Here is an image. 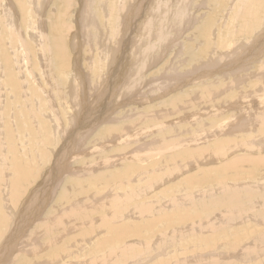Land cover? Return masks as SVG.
<instances>
[{"label":"rangeland","instance_id":"obj_1","mask_svg":"<svg viewBox=\"0 0 264 264\" xmlns=\"http://www.w3.org/2000/svg\"><path fill=\"white\" fill-rule=\"evenodd\" d=\"M10 1H12L14 8H16V10H17L16 15L14 13L13 16H16L15 18H16V20H18L19 23L21 22L20 26H18L19 25V23H18L17 27L18 28L20 27L19 29L24 28L23 31L27 30L29 28L27 26L28 21H31L32 25H34V26L31 25L32 28H34V30H33L34 32H32V33H35V31H36V33L40 35V38L38 37L39 35H37L36 33L35 34L37 36L35 39H37V37H38L39 40L37 39L35 41L29 35H28V38H30L31 40L34 41L33 45L36 42L37 43L40 42V43L37 45L36 44L34 45V52H33V54L30 55V58H29V55L26 56V54H25L26 51L25 50L23 51L24 47L22 45H20V43L19 44L17 43L19 46H22V47H19L20 48L19 52L21 51V53H22V51H23L22 54L23 55L25 54L23 56L21 53L18 52L19 57L20 56L23 57L22 60L20 59V61H18L17 57H16V55H18V53L17 54L13 53V52H17L18 50L15 49L16 45L14 43H11L13 41H16L15 36H16L18 29L16 28L17 31H14V28H11L10 26L5 27L6 22L3 23V21L0 17V24H1L0 30L2 32V33L0 32V36H1V38L3 37L2 38V40L4 39L3 41H5V40L8 41V42H6V41L4 42V44L6 43V45H7L6 47L2 46L0 48L1 49L0 50L1 51V53H0V57H1L0 58L1 59V61H0L1 62V66H0V73H1L0 74V92H1L0 93L1 94L0 95L1 96L0 97L1 98L0 99V118H1L0 119V156L2 158H4V159H2L0 157V164H1L0 165V171H3L4 168L6 167L5 168L6 172L3 173L2 175L0 174V180L2 182L8 180V191H7V189H5L6 186L2 189L5 191H0V248H1L0 253L3 254V255L0 254V257L4 256V258L7 260L6 261L7 264H40L39 261H42L44 259H47L50 262H54L55 259L52 260L49 258V256L51 254L58 252L56 250L58 248H56L54 246L59 244V246L61 247L60 249L64 248V249H66L65 251L70 252V254H68L67 256L66 255H64V256L60 255L58 257V259H63V261H60L61 263L59 262L60 264H91L90 260L93 259V261L96 262L98 260L96 258L100 259L97 261V264H113V263L114 264H159L157 262H159L161 260H162V263H160V264H207V263L211 264L212 260H215V261H213L214 263L216 262L215 264H219V263H221V264H264V243H261V242H264V239L261 240L262 239L261 237L259 238V236H256V234H254V233H257V234L261 233V231H263V233H264V220L261 219V217L264 218V164L261 163V165L259 166V165H257V163L254 162V157H256L258 155H262V156L264 155V149H262L263 148L262 145H264V142L260 143V144L258 143L259 146L255 145L257 148L256 149L257 151L256 150L251 151V150H248V148H247V145L250 144V142L252 144V140H255V137L259 136L256 139L257 141H259L258 139H261L260 136L262 134L264 135V133H262V130L258 128L259 125L258 126L256 125L258 123H256V124L253 123L255 120L254 116L251 119V123H249V121H248V119L250 118V116L252 114H258V112L260 113V111L262 110L260 106H262V104H263V108H264V100L262 101V99L264 98L263 97L264 96V86H263L264 80L261 81L263 84H261V82L259 80L260 77H261V79H264V78H262L264 76V67L259 70V68L264 65V43H263L264 42V27H263L264 26L263 25L264 24V17H263L264 12L262 11V19H261V22L258 24V28H257L258 30L256 29L257 32L255 30L252 34L248 35L247 37H242L241 39L237 40V39H235L236 37H234L235 36L234 34H235V30H239L241 28V24L239 21H237L235 18H233V12L235 9V5H234L235 2H233V0H214L213 2H212V0H191V3H190L191 9L188 10L189 16L192 17L189 21L191 23L188 22V24L185 25V28H183L179 32L178 25L176 26V24L174 22V24L171 28L172 30L170 29V32H169V34L171 33V35H172V36L170 35L171 38L169 40L172 41L173 43L170 41H166V42L161 41L160 38L157 37L158 35L156 37H154L152 39L153 41H150V42L155 43V46H152L150 49H152V51H154L156 55L154 53L153 54L147 53V55L145 57L146 62H144V64L141 62L142 58L136 59L137 62L136 61L134 62L130 57H128V58L123 57V51H125L127 53H131L133 50H135V48L133 46H131L133 39H135V36H134L135 34H133L131 32L132 29H130L128 32L124 31L121 29L122 25L111 23L109 21L110 25L113 28L111 27V31L108 34V36L103 38L102 33H101V35H98V33L93 34V39H92V36L90 38L92 41L91 40H90L91 42L89 41V44L86 45L87 47H86L84 53H82V59H81L82 63L81 64L83 65V68H84V69H82V74H81L82 77L80 74H79V76L73 75V78L74 77L75 78L72 79L71 75L74 74L73 68L69 65H67L66 68H64L63 66H65V65L59 64L60 59L59 60H58V58L55 59V57H54L55 55L53 54V51L49 50L47 39H48V36H50L49 37V39H50L55 35L53 32V29H55V27L53 26V18H56L58 21L66 19L67 21L71 22L73 33L75 35L80 36V38H82V39L84 37L87 38L88 36H90L88 34V32H89L88 30L91 29V27L88 26V24L90 22L87 21L84 23L82 20H80L83 17L81 13H84L85 16L87 15L85 13V10H84V7H85L84 5H86V4H83L84 1L75 0L74 2H76V3L73 5L74 7L70 8L71 9L70 11L68 10L69 13H67L66 11L63 10L64 9L63 4L60 3V0H41V3H40V0H35L34 3L32 2V4L27 2V5L23 1L25 3L26 7L28 6L27 8L25 7L26 12H25V9L22 8L23 5L21 7V10L19 9V5L16 3L17 2L16 0H10ZM51 1H52V4L50 5ZM90 1H91L92 11L86 17L91 16L92 20L97 22V20H96V18H97L96 9H97V7L96 6L100 5L101 0H90ZM143 1L145 3L146 0H143ZM227 1H229V2H227ZM81 2H82V4H81ZM140 2H141V0H134V1L133 0H114V5L118 6V7H115V11H117V10L122 11V12L125 11L124 16H123L124 19L120 18L119 22L121 21L120 23H123L125 20L129 21L130 19H132L133 21H140L139 20L140 17L138 15L135 16V15L131 14L132 10H130V9H133L134 7H136V9L134 8V10H139V8L142 9L143 5L140 4ZM42 3H43V5H42ZM108 3H109V0H106L107 5H109ZM124 3L126 4L125 7L124 6L121 7V5H123ZM151 4H152V2H151ZM151 4H150V6H152ZM178 4H179L178 2L175 3L173 0H169L167 3V6L169 8L167 7V10L168 9H170V10L167 12L173 11ZM55 6H57L59 8V10ZM75 7H77V8H75ZM146 7L147 6L144 4V9L142 10V13H144V15H145L144 19L146 16L147 17L150 16V13L147 12L150 10V8H147L148 9L147 10V9H145ZM80 8H83V9H81V11H80ZM23 9H24V11H23ZM27 9H29V10H27ZM60 9H61V11H60ZM65 9H66V6H65ZM57 10L59 12H57ZM127 10L129 11V13H127L128 12ZM215 10H216V12H215ZM229 10L230 11L232 10V11L230 12ZM101 11L103 12L102 8H101ZM189 11L191 14L189 13ZM32 12L34 15L32 14ZM122 12H121V14H122ZM165 12L166 11H164V13ZM209 12H210V15H209ZM218 12L220 15H218ZM229 12H230V15L228 14ZM26 13L27 14L29 13V16L27 15V17H28V20L26 22L27 24L22 19L23 15H25ZM1 14L2 13L0 12V15ZM51 15H52V17H50ZM1 16H4V14H2ZM93 16L94 17L96 16V18H94ZM196 16H198V17L196 18ZM205 16H206V18H205ZM225 16H227V17L225 18ZM91 17H89V18H91ZM128 17H130V18H128ZM29 18H33L34 21L30 20ZM89 18H87V19L89 20ZM204 18H205V20H204ZM144 19H142V20L144 21ZM200 19H202V20H200ZM206 19H208V21ZM84 20H85V18H84ZM92 20L90 19V21H92ZM165 20H166V18L163 19L161 17V22H160L161 26H159V27L156 26L154 23L153 24L154 27L156 26L158 29L156 28L152 33L155 34V32L157 31V32L161 33L162 35L166 34L167 31H165V30L169 29V27L171 26L170 25L171 20H170V22L166 21L167 23L169 22L168 26H167ZM232 21H233V23H231ZM34 22H35V24H34ZM38 23L40 25L42 23L43 24L40 27ZM207 23L209 25H211L210 26L211 33H210L208 38L204 37L203 31H202L203 26L207 25ZM214 24H216V25H214ZM43 25H44V27H43ZM80 25H81V27H80ZM163 25L166 26V27H164V28H166L165 30H164V28H162ZM38 26H39V28L43 27L42 31H41V29H38ZM90 26H93V24H91ZM77 27L80 30V32L77 31L78 30ZM83 27H85V28L88 27L87 28L88 32L85 31L84 30L85 28H83ZM175 27H177L176 30H175ZM5 28H8V29H5ZM82 28H83V30H82ZM109 28L110 27H108V28L106 27V31ZM198 29H200V31ZM91 30H90V32H92V33L97 31V29H94V28H92ZM93 30H95V31H93ZM195 30H196V32H195ZM197 30H198V32H197ZM214 30H215V32H214ZM10 31H12V33ZM37 31H39V33ZM46 32H48V33H46ZM77 32H78V34H77ZM42 34H44V35H42ZM178 34H180V35H178ZM255 34H256L257 38H254ZM12 35H14V36L12 37ZM23 36L25 37V34H22V37ZM122 36H124V37H122ZM164 37H165V35H164ZM197 37L200 39H198ZM94 38H95V41H94ZM102 38L105 42L103 41L101 43L102 45H100L99 39H102ZM155 38H157V39H155ZM229 38H231V39L229 40ZM72 39H73V37L70 34L68 41H67L68 58L70 56V53L73 56L79 55V48L76 49L75 42ZM96 39H98V40L96 41ZM207 39L209 41L213 42L212 45H213V47H216V49L215 48L209 49V46L206 44ZM120 40H121V42H120ZM224 40H226L227 45L231 46V47H234L235 43H236V46L234 47L236 49L234 50V52L229 53V54H225V55L222 54V51H224L226 48V47L222 46V42ZM232 40H233V42H232ZM116 41L118 42V44L116 43ZM43 42L46 44H44ZM93 42L95 43V46H94ZM110 42L113 45L118 47V52H116V54L114 56H111V58L108 57V55L104 56V54L102 53V49H101L107 43L106 49H105V52H106V50L109 48ZM187 42H188V45H184V44H187ZM229 42H231V43L229 44ZM158 43H159V45H158ZM192 45L194 48L192 47ZM204 45L206 46V50L204 49L205 48ZM46 46H47V48H46ZM69 46L71 48L70 49L71 52H69ZM184 46H185V48H184ZM203 46H204V48H203ZM92 47L94 48V52L92 51L93 50ZM95 47H96V50H95ZM200 47H202L201 52H200ZM21 48H22V50H21ZM44 48H45V50L46 49L47 50L45 51ZM50 48H51V46H50ZM178 48L180 50H178ZM198 48H199V50H197ZM221 48H223V49H221ZM39 49L43 50L44 54L41 53L42 51H40ZM147 51L149 52L148 49H147ZM190 51H192L193 53H191ZM194 51L197 54H195ZM47 52H49V53H47ZM185 52H186V54H184ZM207 52H211V53L208 54ZM201 53L204 54V56ZM215 53H218V54L215 56ZM4 54L5 55L7 54L9 57H11L10 58L11 64L6 62V60L4 58ZM239 55H241V57L243 56L242 58H244V60H245V62H243L244 65L238 69H234V68H232V66L237 62V60L240 59L238 57L237 60H235V58ZM148 56H149V58H148ZM180 57H182V58H180ZM189 57H191V58H189ZM25 58H27V61H25ZM191 59H192V61H191ZM71 60H72V65H74L76 67V63H74L76 58L73 57V59H71ZM157 61H158V63H157ZM236 64H239V62ZM242 64H240V65H242ZM26 65H28V66H26ZM138 65L143 66L142 69H139L141 72L136 71V68L139 67ZM144 66H147V67H144ZM45 67H47V68H45ZM49 67H50V70H48ZM145 68H146V71H144ZM30 69L32 70L31 72L29 71ZM117 69H120L121 74L119 76L117 84L113 85L112 82H110V78L113 77V74H114L115 70H117ZM222 69H224L225 72H223ZM10 70H12V72H9ZM86 70H89L90 72H88ZM202 70H204V72ZM207 70L209 71V74L211 73V75L213 74L214 76L212 75V77H211V76H208L209 74L206 75L205 71L208 72ZM220 70L222 71V73L218 72ZM201 71H202V74H201V76L198 77V75L200 74ZM211 71H213L215 73H213ZM46 72L49 73V75H50V76L48 75L49 77L46 76ZM10 73L15 74L16 84L19 85L20 89H15L14 87H12L13 83L11 82V79H10V77H11ZM32 73L34 76L32 75ZM89 73H91V75H89ZM135 74L140 75V77L138 75H136V76L139 79H141L140 83L139 82L136 83V85L140 84L139 85L140 88L139 89L137 88L138 89L137 91H136V85L132 80V77H134ZM30 75H32V76L30 77ZM109 75H112V76L109 77ZM202 75H204L203 78H201ZM194 76H196L197 78H194ZM239 77L241 79H239ZM50 79H52V80H50ZM70 79L73 83H70V85H69V82H71ZM78 79L81 81V84H79ZM195 79H196V81H197V79L200 81L195 82ZM92 80H93V82H92ZM193 80H194V82H192ZM235 80H236V82H235ZM255 80L258 81V83L254 87L253 81H255ZM61 81H62V85L59 84V82H61ZM74 81H76L78 83V85ZM86 81H90V82H86ZM143 82H144V84H143ZM178 82L179 83L181 82V84H178V86H177ZM194 83H196V84H194ZM233 83H234V85H232ZM130 84H131V86H130ZM183 84H184V86H183ZM82 85H84V86H82ZM70 86H73V87H70ZM87 86H88V89H87ZM223 86H226V88L228 87V89H233L232 92L234 93V95H237L236 98H239L240 99L239 101L243 102V103H239V104L243 105L241 108L244 110H240L239 107H234V106H231V108H230L228 106V104H226V102H224V104L222 105L221 100L224 97V95H226V94L232 95L233 94L232 92L230 93L228 90L226 91L225 89L220 88ZM68 87H70V89ZM178 87H180V88H178ZM252 87H254V88H252ZM56 88H58L57 90L59 92L56 91ZM132 88L134 89V91L132 90ZM216 88H220L218 92L216 91L217 90ZM61 89H63V90H61ZM80 89L82 92L80 91ZM70 90L74 91L75 93H77V92H80V93L73 95L74 92H72ZM252 90L257 91L255 93V95L251 93ZM100 91H102L103 94L108 93L109 95H111L113 97H110L111 99L103 97V94L101 95L99 93ZM49 92H51V93H49ZM83 92H84V94H83ZM57 93H58V96H57ZM71 93H73V94L71 95ZM207 93L211 94V96L208 97ZM247 93L249 94V96ZM64 95L67 96L68 98L65 97ZM78 95H79V97H78ZM12 96H13V98H12ZM60 96H61V98H60ZM83 96L85 97L84 101H83ZM175 96H180L183 99H181V100L178 99V100L172 101L173 97H175ZM260 96H262V97H260ZM76 97H78V99ZM80 97H82V98H80ZM90 98H91V100H90ZM94 99H96V100H94ZM209 99L210 100L212 99L213 102L210 101ZM247 99H249V100H247ZM43 100L46 102L44 103ZM74 100L76 101V103L74 102ZM177 101H179L180 104H177ZM170 102H175L176 106H179L180 108L173 109V108H175V106H172V104H170ZM192 102H193V104H191ZM230 102H228V103H230ZM258 103H259V105H258ZM44 104H46V105H44ZM74 104H75V107H74ZM80 104H82V105H80ZM212 105H215V107H221V110H222L221 114L226 116V118H229V119H227L229 122L230 121L235 122L236 120H238V119H236L238 116V118L240 119L239 121L242 123V126H246L244 131H242V129H240L241 131L238 129V130L230 132V131H228L230 129L229 128L230 126H228V125L225 127V129H224V126L222 127V129L217 127L218 131H217V129L215 130L214 128L211 129V124L215 123L214 121L210 120L211 115L209 116V113L214 112V109H212L213 108ZM225 105L227 107H223ZM56 107L58 108V110L61 113L58 112ZM76 107H78V110H76L77 109ZM207 107L209 110L207 109ZM258 109H259V111H258ZM1 110L4 112V115L3 114L1 115V113H3ZM153 110L156 112H159V113L162 112L161 118H162V120L165 118L166 121L169 123L168 128L167 127H162V128L160 127V128H156V129L154 128V130H151L148 133L142 134L141 137L139 136L138 137L139 139L137 137L136 138L132 137V139H131V137L128 138L127 136L129 134L132 135L133 132L135 133V131H143L144 132V130L147 128L144 125V121H145V119H147L145 122L149 121L148 120L149 119L148 112L149 113L153 112ZM238 110H240V111H238ZM244 111H246V112H244ZM263 111L264 110H262V112ZM57 112H58V114H56ZM196 112L203 113L204 114L203 119L202 118L198 119L200 117L199 114H196L194 118L189 119V117L192 116L191 114L196 113ZM231 112H233V113H231ZM100 113L102 115L108 114L106 119L102 118V120L99 121L100 118L98 115ZM241 113H242V115H241ZM245 113H248V115H246ZM49 115H51V116H49ZM150 115H152V117H155L154 113H152ZM166 115H168L169 117H167ZM57 116H60L61 118H58ZM143 116L144 117L147 116L148 118L147 117L144 118ZM159 116L155 117L154 120L159 119ZM224 116L222 119L224 123H222V124L224 125L226 122L229 124V122L226 121ZM141 117H143L144 119H142ZM95 118H97L96 121H95ZM169 118H170V120H169ZM62 119H64V120H62ZM174 119H176V120L174 121ZM78 121H80V124ZM132 123H134V124L132 125ZM206 123H208V124H206ZM200 124L202 126L201 129H199ZM248 124H250V125H248ZM252 124H255V125H252ZM126 126L128 127V130H124V128H126ZM57 127H59V128H57ZM111 127H113L112 132H110L109 135H107V136H103V131H105V130L108 131L109 128H111ZM129 127H130V129H129ZM202 128L204 129V131ZM260 128H261V126H260ZM147 129H152V128H147ZM162 129H163V134L165 136L162 135ZM164 129H166V132ZM172 129H173V131H172ZM247 129H249V130H247ZM257 129H259V130H257ZM199 130L203 131V133H200ZM212 130L217 131V133H214V132L211 133L210 131H212ZM220 130H223V132L221 131V134L219 133ZM178 131H180V132H178ZM182 131H184V132H182ZM259 131H260V133H259ZM130 132H132V133H130ZM154 132H156V133H154ZM198 132H199V134H198ZM170 133H171V135H170ZM231 133H232V135H231ZM197 134L201 135V136L205 135L206 137L203 136V138L206 141H203L204 139H202V137L199 136L201 138V140H200V138L198 137ZM253 134H254V136H253ZM74 135H75V137L73 139H75V140L72 142V137ZM113 135H114V137H113ZM171 136H172V138H184V136H185L188 138V140L192 139L193 141L189 142V145L191 148H195V147L201 145L202 143H208V145L212 146L213 143L219 142L223 139L227 140L226 137H228V136H230V138L227 141L228 142L230 141V142H229V144L226 143V145H224V147L226 148L225 149L226 157L220 158V159L215 158L214 160L209 161L203 165L199 164L197 162L198 158L192 159L193 163L190 162L191 160L190 161L185 160L184 164H183V159H181V160L178 159L176 162L177 164H176V163H174L173 160H171L172 157L170 158V156H168V157L164 156V155L162 156L161 154H155V155L150 154L144 158L140 157L139 159H136V156H138L137 154L138 153L140 154L142 152V150L145 152V151H147L146 149H149L148 151H150V148L152 149L156 145L159 146V145L163 144L165 142L163 140L172 139ZM231 136H233V137H231ZM237 137H239L240 139L241 138L245 139V142H247V143L249 142L248 144L245 143L246 148L243 145L240 146L241 143L235 144V142H240L242 140V139L241 140L236 139ZM187 138H185V139H187ZM129 139L131 140V142ZM199 140H200V142H199ZM102 141H103V143H102ZM117 141H118V143H117ZM142 141H143V143H142ZM144 141H146V142L144 143ZM147 141H148V143H147ZM150 141H152L154 144L151 143ZM242 141L244 142V140H242ZM253 142L255 143V141H253ZM146 143L148 145H146ZM142 144H144V145H142ZM107 145H108V147H107ZM125 145L129 149L125 148ZM232 145L235 146L234 149L232 148ZM238 145L240 147H238ZM70 146H72V147H70ZM122 146L125 149L122 150V148H123ZM140 146L141 147L143 146L142 149H140ZM260 146H262V148H260ZM110 147H111V149H110ZM137 147H139V149ZM237 148H238V150H236ZM104 149H106V151ZM231 149L233 151H231ZM97 151L100 153H98ZM104 151H105V154H104ZM116 151H118V152H116ZM65 152H68V155H67L68 158L65 155L63 156V158H60L61 155ZM112 152H113V154L114 153L115 154L114 155L111 154ZM156 152L157 151H155L154 153H156ZM77 153L79 155L76 156ZM122 153H124V154H122ZM134 154H136V155H134ZM112 155L114 157H111ZM143 155H144V153L142 152L141 156H143ZM238 155H239V157L242 156V158H244V159L240 158L239 160L242 162L241 163L242 165L244 163V165L242 167H244L245 169L241 167L243 169V171L241 169V170H239V172H238V170H235V169H233V170L230 168L226 169L224 167L226 162H228V161L230 162L234 159H238L239 158ZM247 155H251V158H250V156H247ZM149 156H152V157H149ZM243 156H246L247 158L243 157ZM14 158H17L16 159L17 161H14L15 160ZM106 158H110L113 162H115L113 164H117L116 167H114L113 165L108 167V165H106V161H104V159H106ZM124 158H126V159H124ZM130 158L133 160H131ZM70 159L72 162L70 161ZM98 159H100L99 163H97ZM166 159H169V160H166ZM60 160H62V161H60ZM123 160L125 163L132 162V161H139L140 163L136 164L137 168L141 167L143 165H146V167L149 169L150 167L154 166L156 163H157V165L160 164L156 168L152 169V171L158 172L161 169L164 171L165 177H164V179H162L160 181H156V183L153 186L149 187L150 190H148V193H149V194L147 193L148 196L146 194V197L143 199L136 198V199L130 201V203L128 204L130 208H127V209L131 212V216H128L127 215L128 212L126 213V211L124 212L125 215L122 214L124 216L119 215L122 218L121 220H118V222H116L119 224L117 225L115 223V221H113L111 223V224L115 225V227H114L115 232L114 233L109 232L110 228L102 229L99 226V222H102L103 218H106L107 216H108V218H112V216H111L112 208L110 207L111 204L108 202H111L110 200H113V198H115L116 196L110 195L111 191H110V189H107V188H105L104 191L109 190V193L107 192V193L101 195L99 197V199L96 200L95 205H92V204H91L92 206L89 205L90 206L89 209L90 208H91V210L94 209V212H95L94 219L95 220H94L93 228L90 227L92 229L88 233L80 234L81 228L83 226L82 224H79L82 222L80 220L76 221V224L79 228L70 227L73 223L70 221H66V224L63 225V228L59 227V230L46 228L47 227L46 225L53 226L54 222L58 221V220H56V218H58L57 214L64 213L67 210L72 209L71 208L72 206H75L74 205L75 202H72L73 199L70 198L72 196L69 197L70 199L68 198V199L63 200V202H65V203H63L62 199L59 198L60 197L59 194L63 190L62 189L63 184L68 185V187L72 189L75 187L74 182L76 180H78V178L80 176L83 180H85L84 175H86V173H88L90 175L91 172L92 173L93 172L99 173L100 171H102V172H105V171L114 172V168H116V171H117V170L121 169L122 165L125 166L124 164H122ZM13 161H14L15 165H18V164L24 165L22 163H25L26 165H29L30 167L34 168L33 175H30V178H28L26 180L25 185L21 186L22 187L21 191L23 192L22 196L18 200L17 207L14 205L16 215L9 212L8 206H6V204H4L7 202H9V203L12 202V200H10L9 198L12 195L11 192L13 193L12 189H14V187H13L14 170H13L12 166L15 167V165L12 164ZM58 162H60V164ZM167 162H170V163H167ZM178 162L181 165L180 167H182V168H180L179 172L174 170L177 168V166H179ZM2 163H4L5 166ZM185 163H188V166H185ZM62 164H64V165H62ZM207 165H208V169L205 167ZM102 166H104V168ZM190 166H191V168H190ZM196 166H198V167H196ZM174 167H176V168H174ZM203 167H205V168H203ZM136 169L134 171H136ZM204 169L207 171L206 172V173H208L207 175H204L202 173V171H204ZM55 170H56V172H55ZM248 170H249L250 174L246 173ZM29 171L31 172V170H29ZM134 171H132L130 173V177H132V179H136L137 176H138V178H139V176L142 177L143 172H134ZM244 171H245V173H244ZM233 172H236V173H233ZM253 172H256V173H253ZM200 173L203 175H201ZM4 174H8V176H4ZM191 174H192V176L197 174V175H195V176H198L197 179L200 178V180L195 181L194 186H191V185L186 183L187 181H186L185 177H187L189 175L191 176ZM233 175L238 177V179H237L238 182H232V180L234 181V179L236 178ZM233 177H234V179H233ZM257 177H259L260 179ZM81 178H80V180L83 181ZM201 178H202V180L205 178H208V179L205 181H202ZM222 178H224V179H222ZM252 178H254V180H252ZM248 179L251 182H249ZM146 180H147V178L145 179L143 177L142 181L140 182L142 190L144 188H146V185H145V182L147 183ZM225 181L227 182V184L225 183ZM79 182L80 181L78 180L77 187H79ZM85 182L86 181H83L80 186L85 184ZM218 182H221V185H218V186L216 185L215 188L212 190L205 187V185H207V184H209V186H211V185L218 183ZM113 183L116 185H119V183H117L115 181H113ZM185 183H186V185H185ZM134 184H135V182H134ZM51 186H52V188L47 191L46 187L50 188ZM54 187L56 188V191H55ZM224 188H226V191L224 190ZM146 189H144V190H146ZM51 190H53V191H51ZM206 190L208 193L206 192ZM16 191L20 192L19 190H16ZM233 191H234V193H236L235 195L237 196V201L230 202V208H227L226 205H224V203L227 201H225V202H222V201H224L226 198H228L227 195L229 196L230 193ZM225 193H226V195H225ZM94 194H96V196L98 197V195H97L98 193H93V196L91 195L88 199L83 198V200L80 201V203H82V205H79L77 203L76 204L77 211L82 210L84 202L88 203L87 201H91L93 199V197L96 198V196H94ZM8 196H10V197H8ZM112 196H114V197H112ZM238 197H240V199ZM110 198H112V199H110ZM195 198H196V200H195ZM105 199H106V202L103 201ZM157 199H159V201H157ZM100 200L103 202H101ZM144 200H146V202H147L144 204V206L146 204H150V203L155 204V202H156L155 205L157 206L156 207L157 210L155 209V212L153 213V215H151V214L148 215L149 212H147L144 208H142L143 206L141 205V202ZM148 200H150V201H148ZM220 200H221V202H220ZM32 201H33V203L29 208L30 202H32ZM159 202H160V204H159ZM98 203H99V206H103V208L99 212H96L95 207L97 206ZM135 203L140 206L141 210H143V213H145V217L138 218L139 217L138 214L134 215L133 206L136 205ZM36 204H39L38 208H37L38 205H36ZM64 204H66V205H64ZM106 204L107 205L110 204V205L107 206ZM204 205H205V207H204ZM231 205L234 207H232ZM34 206L36 208L35 210L32 209V207H34ZM85 206H87V205H85ZM104 206H106V208ZM176 206H178L179 209H176L175 208ZM236 206L237 207L240 206L239 209ZM250 206L253 207V209ZM189 207H190V209H189ZM28 208H29V210H28ZM225 208H227L228 210ZM230 209L234 212V213H231V215H230L231 218L229 217V214L231 212ZM235 209H236V211H234ZM26 210H28L29 215L24 214L23 215L24 217H22L23 212H25ZM50 210L55 211L54 216ZM157 212H159V213H157ZM160 212H163V213L166 212L167 213L166 216H168L167 218H169L168 220L173 224H171V225L162 224L160 221L163 222V220H157V221L153 220V221H151V223H146V221H150L151 218L152 219H153V217L155 218L157 216L156 214L159 215ZM253 212L259 214L260 216L262 215V216L256 220L255 219L256 217L254 216ZM62 215L63 214H61V216ZM180 215H186L187 221H183V222L180 221L178 219ZM251 215H253L255 218H253ZM104 216H106V217H104ZM133 216H135L137 218H135V217L133 218ZM247 216H250L252 219L250 218V219L246 220L245 218ZM29 218H31V220H29ZM229 218L232 220V223H229V222H231V220H229ZM247 218H249V217H247ZM126 219H128V222ZM145 219H147V220H145ZM216 219H217V221H216ZM209 221H210V223L213 222V224L212 223H211L212 225L208 224ZM45 222H46V225L44 226ZM140 223H142V224L145 223L146 226H145V224L143 225L144 227L138 233L137 238H135L134 236L128 238V236L126 235L128 239L127 238L124 240H118L117 239L116 241H114L112 243V245L116 244L117 246L116 245L112 246L111 244H105V245H103L104 247H100V248H97L95 250V246H96L95 244H97V242L100 238L102 241H107V242H108V240H106L107 237L112 236L115 239V237L117 236V233H118V226H121V225L124 226V224H126L125 226H127V224H128V227H130V228H127V229L123 228V230H125L126 233H128V230H130V236H131V233L134 230H136L135 228H133L134 226H136L135 224L139 225ZM179 225H181V226H179ZM216 228H217V231L215 232L214 229H216ZM70 229H72V230H70ZM250 229H251V231H249ZM256 230H258V231L256 232ZM251 232H253V233H251ZM249 233H251V234H249ZM247 234H248V236L251 235V238L247 237L246 236ZM58 235H59V239H58ZM244 235L250 240L248 241L247 238L244 237ZM33 236H34V238H33ZM103 236H105V237H103ZM29 238H31V239H29ZM238 238L243 240L242 241L243 244L238 245V247H239L238 253H235V252L232 253L229 248L232 247L233 244H229V242L232 240L234 241L235 239H238ZM258 238H259V241L256 242L258 240ZM244 239H246L247 241L246 240L244 241ZM28 240L30 242L32 241L31 244L29 242H27ZM46 240L48 242H45ZM127 240H129L130 242ZM8 242H10V243L8 244ZM34 242L36 244H34ZM42 242H43V244H42ZM127 242H129V243H127ZM32 243L35 246H33ZM39 243H40V245H39ZM199 243H200V245H199ZM255 244L257 245L256 248H257V251L259 253L258 255H257V253H255V254H254V252L252 253V251L247 252L246 254L244 253V250H246V249H250V250L253 249ZM41 245H42V247H41ZM79 245H80V247H79ZM36 246H38L41 249L37 248ZM108 247H110V248H108ZM35 248L37 249V251ZM211 248L212 249L215 248L214 249L215 251L212 250ZM260 248H263V249H260ZM113 249H115L116 251ZM210 249H211V251H210ZM258 249H260V251ZM53 250H55V251H53ZM207 250H209V251H207ZM28 252H30L31 254ZM121 252H122V254H121ZM110 254L113 255V256L111 255L112 259H109L108 260L109 263L108 262L106 263L105 257H107ZM130 255H132L133 257ZM198 255H199V257H198ZM102 257H104V258H102ZM144 257H146V258H144ZM4 258L2 257V259H0V262H2V263L4 262L3 264L6 263ZM8 259H10V260H8ZM103 259H104V261H103ZM132 259H133V261H131ZM35 262H39V263H35ZM59 263L57 262L54 264H59ZM214 263H212V264H214ZM46 264H53V263L47 262Z\"/></svg>","mask_w":264,"mask_h":264},{"label":"bare ground","instance_id":"obj_2","mask_svg":"<svg viewBox=\"0 0 264 264\" xmlns=\"http://www.w3.org/2000/svg\"><path fill=\"white\" fill-rule=\"evenodd\" d=\"M17 2V4L19 5V9L21 10V7H22V5H23V7L22 8H24L25 9V7H26V5H27V2L28 3H31L32 4V2L34 3L35 2V0H16ZM26 3V5H25V3ZM75 0H60V3H62L63 4V10L64 11H66L67 13H69L68 12V10L70 11L71 9V7H74L73 5L76 3V2H74ZM82 1H84V3L83 4H86V5H84L85 7H84V10H85V13L87 14V15H89V13H91V11H92V9H91V1L90 0H82ZM134 1V0H133ZM168 1L169 0H146L145 1V3H144V1L143 0H141V2H140V4H142L143 6V8L142 9H140L139 8V10H134V8L136 9V7H134L133 9H130V10H132V13L131 14H133V15H138L139 17H140V21H133L132 19H130L129 21H124L123 23H120L119 22V20H120V18H123L124 19V12H122V11H119V10H117V11H115V7H118V6H115L114 5V0H109V5H107L106 4V0H101L100 1V5L99 6H96L97 7V9H96V11H97V13H96V15H97V18H96V16L94 17V18H96V20H97V22H95L94 20H92V17L91 16H89V17H91V18H89V17H86L85 16V14L84 13H81L82 14V18L80 19V20H82L84 23L85 22H90L89 24L91 25V24H93V26H90L89 24H88V26L89 27H91V29L92 28H94V29H97V31H95V30H93V31H95V32H90V30L91 29H89L88 31H87V28H85V27H83V28H85L84 30L85 31H87L88 32V34L90 35V36H88L87 38H80V36H78V35H75L74 33H73V31H72V25H71V22H69V21H67L66 19H63V20H61V21H58L56 18H53V26L55 27V29H53V32H54V36L52 37V38H50L49 39V37L50 36H48V39H47V42H48V48H49V50H51V51H53V54L55 55L54 57H55V59L56 58H58V60H59V64L60 65H65V66H63L64 68H66V66L67 65H69V66H71L72 68H73V71H74V74H72L71 75V78L72 79H74L73 78V75L75 76V75H78L79 76V74L81 75L82 74V69H84L83 68V65L81 64L82 62H81V59H82V53H84V51H85V49H86V45L87 44H89V41L91 40L90 38H91V36H92V39H93V34H96V33H98V35H101V33H102V37L104 38V37H107L108 36V34L110 33V31H111V25H110V22L111 23H115V24H120V25H122L121 26V29L122 30H124V31H129L130 29H132L131 30V32L133 33V34H135L134 36H135V39H133V42H132V44H131V46H133L134 48H135V50H133L131 53H127V52H125V51H123V57H125V58H128V57H130L134 62L136 61V59H139V58H142V63L144 64V62H146V55H147V53H154L155 54V52L154 51H152V49H150L152 46H155V43H151L150 41H153L152 39L154 38V37H156L157 35V37H159L160 38V40L161 41H164V42H166V41H170L169 39L171 38V33L169 34V32H170V29L172 28V26H173V24H174V22H175V24H176V26L178 25V29H179V32L183 29V28H185V25H187L188 24V22L190 21V19L192 18L191 16H189V14H188V10L189 9H191L190 8V3H191V0H173L175 3H179L177 6H176V8L173 10V11H171V12H167V11H169L170 9H168L167 10V3H168ZM214 0H212V2H213ZM6 2V3H5ZM108 2V1H107ZM123 2V1H122ZM151 2H152V4H151ZM211 2V1H210ZM227 2H229V1H227ZM233 2H235V9H234V12H233V18H235L237 21H239L240 22V24H241V28L239 29V30H235V36L234 37H236L235 39H237V40H239V39H241L242 37H247L248 35H250V34H252L257 28H258V24L261 22V19H262V11L264 12V0H233ZM39 3V2H38ZM40 3H41V0H40ZM216 3V2H215ZM223 3V2H222ZM52 4V1H51V3H50V5ZM81 4H82V2H81ZM95 4V3H94ZM111 4V5H110ZM144 4L147 6L145 9H147V8H150V10L149 11H147L148 13H150V16L149 17H145V19H144V13H142V10L144 9ZM150 4L152 5V6H150ZM221 4V3H220ZM42 5H43V3H42ZM125 3L123 4V5H121V7L122 6H124L125 7ZM139 5V4H138ZM170 5V4H169ZM172 5V4H171ZM207 5V4H206ZM54 6V5H53ZM52 6V7H53ZM65 6H66V9H65ZM200 6V5H199ZM28 7V6H27ZM26 7V8H27ZM30 7V6H29ZM43 7V6H42ZM55 7H57V6H55ZM120 7V8H121ZM127 7V6H126ZM173 7V6H172ZM58 8V7H57ZM75 8H77V7H75ZM101 8H102V10H103V12L101 11ZM169 8V7H168ZM171 8V7H170ZM200 8V7H199ZM209 8V7H208ZM217 8V7H216ZM18 9V10H19ZM24 9H23V11H24ZM81 9H83V8H80V11H81ZM117 9V8H116ZM126 9V8H125ZM223 9V8H222ZM27 10H29V9H27ZM32 10V9H31ZM58 10H59V8H58ZM57 10V12H59ZM129 10V9H128ZM127 10V11H128ZM129 10V11H130ZM148 10V9H147ZM16 8H14V5L12 4V1H10V0H0V12L2 13V14H4V16H1L0 15V17H1V19H2V21H3V23H5L6 24V26L5 27H7V26H10L11 28H14V31H17V29H18V31H17V33H16V41H13V42H11V43H14L15 45H16V47H15V49H17L18 51L17 52H13V53H18L19 52V47H24V49H23V51L25 50L26 51V56H28L29 55V58H30V55L31 54H33V52H34V45L36 44H39V43H35L34 45H33V43H34V41L33 40H37L38 39V37L40 38V35L39 34H37L36 33V31H35V33L37 34V35H39L38 37H37V39H35L36 38V34L35 33H32V32H34L33 30H34V28H32V26H34V25H32V22L31 21H28V29L27 30H24L23 31V29H19L18 27H17V25H18V20H16V16H13V14L15 13V15H16ZM33 11V10H32ZM52 11V10H51ZM60 11H61V9H60ZM83 11V10H82ZM129 11L127 12V13H129ZM164 11H166L165 13H164ZM226 11V10H225ZM230 11V10H229ZM232 11V10H231ZM230 11V12H231ZM25 12H26V9H25ZM31 12V11H30ZM121 12H122V14H121ZM145 12V11H144ZM208 12V11H207ZM215 12H216V10H215ZM230 12L228 13L229 15H230ZM22 13V12H21ZM78 13V12H77ZM142 13V14H141ZM189 13H190V11H189ZM223 13V12H222ZM19 14V13H18ZM17 14V15H18ZM32 14H33V12H32ZM84 14V15H83ZM109 14V15H108ZM191 14V13H190ZM27 15L29 16V13L27 14H25V15H23V17H22V19H23V21L26 23L27 22V20H28V17H27ZM34 15V14H33ZM54 15V14H53ZM74 15V14H73ZM72 15V16H73ZM108 15V16H107ZM129 15V14H128ZM147 15V14H146ZM209 15H210V12H209ZM218 15H220L219 14V12H218ZM19 16V15H18ZM17 16V17H18ZM81 16V15H80ZM223 16V15H222ZM31 17V16H30ZM33 17V16H32ZM50 17H52V15L50 16ZM49 17V18H50ZM132 17V16H131ZM161 17L163 18V19H165L166 18V20H165V22L166 21H169L170 22V20H171V23H170V27H169V29H166V28H164V27H166V26H164L163 25V27L162 28H164V30L165 31H167L166 32V34H164L165 35V37H164V35H162L161 33H159V32H155V34L154 33H152L157 27L156 26H161L160 25V22H161ZM198 16H196V18H197ZM209 17V16H208ZM211 17V16H210ZM218 17V16H217ZM220 17V16H219ZM227 16H225V18H226ZM264 17V16H263ZM79 18V17H78ZM84 18H85V20L87 19V18H89V20L87 19L86 21L84 20ZM128 18H130V17H128ZM127 18V19H128ZM205 18H206V16H205ZM205 18H204V20H205ZM30 20H33V18H29ZM73 19V18H72ZM90 19L92 20V21H90ZM142 19H144V21L142 20ZM138 20V19H137ZM200 20H202V19H200ZM207 21H208V19H206ZM34 21V20H33ZM81 21V22H82ZM110 21V22H109ZM234 21V20H233ZM233 21L231 22V23H233ZM259 21V22H258ZM168 22V23H169ZM222 22V21H221ZM225 22V21H224ZM2 23V24H3ZM21 23V22H20ZM20 23H19V25L18 26H20ZM155 23V27H154V24ZM168 23L166 22V24H167V26H168ZM189 23H191V22H189ZM210 23V22H209ZM214 23V22H213ZM253 23V24H252ZM27 24V23H26ZM34 24H35V22H34ZM39 24V23H38ZM43 24V23H42ZM41 24V25H42ZM99 24V25H98ZM223 24V23H222ZM239 24V23H238ZM1 25V24H0ZM22 25V24H21ZM32 25V26H31ZM41 25L39 24V26L41 27ZM135 25V26H134ZM191 25V24H190ZM213 25V24H212ZM214 25H216V24H214ZM218 25V24H217ZM228 25V24H227ZM262 25V24H261ZM264 25V24H263ZM26 26V27H27ZM31 26V27H30ZM39 26H38V29H41V31H42V28L44 27V25H43V27L42 28H39ZM49 26V25H48ZM87 26V25H86ZM210 26L211 25H209L208 23H207V25H204L203 26V29H202V31H203V34H204V37H206V38H208L209 37V35H210V33H211V30H210ZM37 27V26H36ZM80 27H81V25H80ZM106 27L108 28V27H110L107 31H106ZM154 27V28H153ZM238 27V26H237ZM264 27V26H263ZM0 28H1V26H0ZM17 28V29H16ZM83 28H82V30H83ZM113 28V27H112ZM176 28L177 27H175V30H176ZM229 28V27H228ZM5 29H8V28H5ZM16 29V30H15ZM26 29V28H25ZM74 29V28H73ZM76 29V28H75ZM77 29H78V27H77ZM158 29V28H157ZM160 29V28H159ZM230 29V28H229ZM232 29V28H231ZM115 30V29H114ZM172 30V29H171ZM199 31H200V29H198ZM198 30H197V32H198ZM258 30V29H257ZM257 30H256V32H257ZM4 31V30H3ZM7 31V30H6ZM9 31V30H8ZM28 31V32H27ZM40 31V32H41ZM48 31V30H47ZM52 31V30H51ZM77 31H79L80 32V30L78 29ZM92 31V30H91ZM225 31V30H224ZM0 32H1V30H0ZM11 33H12V31H10ZM38 33H39V31H37ZM113 32V31H112ZM195 32H196V30H195ZM214 32H215V30H214ZM223 32V31H222ZM255 32V33H256ZM2 33V32H1ZM8 33V32H7ZM46 33H48V32H46ZM92 33V34H91ZM178 33V32H177ZM202 33V32H201ZM200 33V34H201ZM233 33V32H232ZM5 34V33H4ZM22 34H25V37L23 36L22 37ZM51 34V33H50ZM70 34H71V36L73 37V41L75 42V47H76V49L77 48H79V55L78 56H73V55H71V53H70V56H69V58H68V47H67V41H68V38H69V36H70ZM77 34H78V32H77ZM82 34V33H81ZM137 34V35H136ZM198 34V33H197ZM196 34V35H197ZM220 34V33H219ZM224 34V33H223ZM222 34V35H223ZM259 34V33H258ZM261 34V33H260ZM2 35V34H1ZM9 35V34H8ZM15 35V34H14ZM14 35H12V37L14 36ZM28 35L33 39V40H31L30 38H28ZM42 35H44V34H42ZM49 35V34H48ZM83 35V34H82ZM87 35V34H86ZM171 35V36H170ZM178 35H180V34H178ZM3 36V35H2ZM198 36V35H197ZM220 36V35H219ZM252 36V35H251ZM111 37V36H110ZM122 37H124V36H122ZM230 37V36H229ZM3 38V37H2ZM2 38H1V36H0V48L2 47V46H7L6 45V43L4 44V42L6 41H3L2 40ZM28 38V39H27ZM100 38V37H99ZM103 38L102 39H99V44L100 45H102L101 43L104 41L103 40ZM166 38V39H165ZM178 38V37H177ZM180 38V37H179ZM198 38V37H197ZM254 38H257L256 37V34H255V37ZM7 39V38H6ZM14 39V38H13ZM12 39V40H13ZM43 39V38H42ZM121 39V38H120ZM155 39H157V38H155ZM198 39H200V38H198ZM231 38H229V40H230ZM249 39V38H248ZM31 40V41H30ZM39 40V39H38ZM88 40V41H87ZM98 39H96V41H97ZM107 40V39H106ZM159 40V39H158ZM219 40V39H218ZM247 40V39H246ZM45 41V40H44ZM72 41V42H73ZM92 41V40H91ZM90 41V42H91ZM94 41H95V38H94ZM109 41V40H108ZM178 41V40H177ZM207 42H206V44L209 46V49L210 48H215L216 49V47H213V45H212V43L213 42H211V41H209L208 39L206 40ZM214 41V40H213ZM242 41V40H241ZM6 42H8V41H6ZM71 42V43H72ZM105 42V41H104ZM120 42H121V40H120ZM155 42V41H154ZM163 42V43H164ZM170 42H172V41H170ZM232 42H233V40H232ZM236 42V41H235ZM246 42V41H245ZM249 42V41H248ZM20 43V45H22V46H19L18 44ZM44 43V42H43ZM98 43V42H97ZM116 43L118 44V42L116 41ZM173 43V42H172ZM231 42H229V44H230ZM242 43V42H241ZM244 43V42H243ZM264 43V42H263ZM44 44H46V43H44ZM93 44H94V46H95V43L93 42ZM92 44V45H93ZM107 44V43H106ZM106 44L104 45V47L103 48H101L102 49V53L104 54V56L105 55H108V57H110L111 58V56H114L115 54H116V52H118V47L117 46H115V45H113L111 42H110V45H109V48L106 50V52H105V49H106ZM109 44V43H108ZM240 44V43H239ZM245 44V43H244ZM18 45V46H17ZM97 45V44H96ZM158 45H159V43H158ZM157 45V46H158ZM162 45V44H161ZM160 45V46H161ZM184 45H188V42H187V44H184ZM257 45V44H256ZM13 46V45H12ZM40 46V45H39ZM50 46H51V48H50ZM205 46V45H204ZM204 46H203V48H204ZM222 46L223 47H226L225 48V50L224 51H222V54H229V53H232V52H234V50L236 49V48H234L235 46H236V43H235V46L234 47H231V46H228L227 45V43H226V40H224L223 42H222ZM248 46V45H247ZM101 47V46H100ZM187 47V46H186ZM192 47H193V45H192ZM8 48V47H7ZM13 48V47H12ZM46 48H47V46H46ZM73 48V47H72ZM93 48V47H92ZM184 48H185V46H184ZM194 48V47H193ZM234 48V49H233ZM71 48H70V46H69V52H71V50H70ZM74 49V48H73ZM100 49V48H99ZM147 49L149 50V52L147 51ZM162 49V48H161ZM201 49H202V47H200V52H201ZM205 50H206V46H205V48H204ZM221 49H223V48H221ZM1 50V49H0ZM21 50H22V48H21ZM40 50V49H39ZM44 50H45V48H44ZM47 50V49H46ZM45 50V51H46ZM48 50V51H49ZM95 50H96V47H95ZM160 50V49H159ZM178 50H180L179 48H178ZM185 50V49H184ZM195 50V49H194ZM197 50H199V48L197 49ZM208 50V49H207ZM15 51V50H14ZM23 51H22V53H23ZM40 51H42L41 53H43V50H40ZM39 51V52H40ZM44 51V52H45ZM74 51V50H73ZM93 52H94V48H93V50H92ZM156 51V50H155ZM216 51V50H215ZM8 52V51H7ZM191 53H193L192 51H190ZM195 52V51H194ZM0 53H1V51H0ZM19 53H21V51L19 52ZM19 53H18V55H16V57H17V60L18 61H20V59L22 60L23 59V57H19ZM21 53V54H22ZM47 53H49V52H47ZM46 53V54H47ZM204 53V52H203ZM208 54L209 53H211V52H207ZM220 53V52H219ZM244 53V52H243ZM259 53V52H258ZM24 54V55H25ZM40 54V53H39ZM44 54V53H43ZM184 54H186V52L184 53ZM195 54H197L196 52H195ZM202 54V53H201ZM200 54V55H201ZM206 54V53H205ZM218 53H215V56L217 55ZM23 55V54H22ZM23 55V56H24ZM156 55V54H155ZM203 56H204V54H202ZM253 55V54H252ZM190 56V55H189ZM206 56V55H205ZM73 57H75L76 58V60H75V62L74 63H76V67L74 66V65H72V60L71 59H73ZM162 57V56H161ZM233 57V56H232ZM240 58L239 60H237V58ZM243 57V56H242ZM241 57V55H239V56H237L236 58H235V60H237V62L236 63H238L239 62V64H234L233 66H232V68H234V69H238V68H240V67H242L243 65H244V63L243 62H245V60H244V58H242ZM250 57V56H249ZM1 58V57H0ZM4 58H5V60H6V62L7 63H9V64H11V61H10V58L11 57H9L7 54L5 55L4 54ZM148 58H149V56H148ZM180 58H182V57H180ZM189 58H191V57H189ZM202 60V59H201ZM0 61H1V59H0ZM25 61H27V58H25ZM161 61V60H160ZM191 61H192V59H191ZM23 62V61H22ZM30 62V61H29ZM50 62V61H49ZM137 62V61H136ZM140 62V63H141ZM183 62V61H182ZM53 63V62H52ZM157 63H158V61H157ZM243 63V64H242ZM25 64V63H24ZM204 64V63H203ZM240 64H242V65H240ZM250 64V63H249ZM53 65V64H52ZM142 65V64H141ZM159 65V64H158ZM0 66H1V62H0ZM11 66V65H10ZM26 66H28V65H26ZM47 66V65H46ZM139 66V65H138ZM24 67V66H23ZM142 67L143 66H139L138 68H136V71H140L139 69H142ZM144 67H147V66H144ZM264 67V65L262 66V67H260L259 68V70L261 69V68H263ZM27 68V67H26ZM45 68H47V67H45ZM52 68V67H51ZM54 69V68H53ZM63 69V68H62ZM7 70V69H6ZM48 70H50V67H49V69ZM8 71V70H7ZM30 72L32 71L31 69L29 70ZM84 71V70H83ZM86 71H88V72H90L89 70H86ZM144 71H146V68L144 69ZM203 72H204V70H202ZM202 71L200 72V74L198 75V77L199 76H201V74H202ZM208 71V70H207ZM222 71L223 72H225V70L224 69H222ZM222 71L220 70V71H218L219 73H222ZM9 72H12V70H10ZM49 72V71H48ZM48 72H46V76H48L49 75V73ZM141 72V71H140ZM149 72V71H148ZM211 72H213V71H211ZM260 72V71H259ZM52 73V72H51ZM86 73V72H85ZM113 73V72H112ZM213 73H215V72H213ZM1 74V73H0ZM11 74V73H10ZM120 74H121V71H120V69H117V70H115V72H114V74H113V77H111L110 78V82H112V84L113 85H115V84H117V82H118V79H119V76H120ZM204 74V73H203ZM205 74L207 75V74H209V71L208 72H206L205 71ZM32 75H33V73H32ZM32 75H30V77L32 76ZM55 75V74H54ZM89 75H91V73H89ZM136 75H138V74H135L134 75V77H132V80H133V82L135 83V85H136V83H140V80L141 79H139ZM196 75V76H197ZM205 75V76H206ZM213 75V74H212ZM212 75H211V73L208 75V76H211L212 77ZM216 75V74H215ZM260 75V74H259ZM34 76V75H33ZM50 76V75H49ZM48 76V77H49ZM86 76V75H85ZM110 76H112V75H109V77ZM139 77H140V75H138ZM196 76H194V78H197ZM214 76V75H213ZM81 77H82V75H81ZM92 77V76H91ZM108 77V78H109ZM204 77V75H202V77L201 78H203ZM260 77V76H259ZM78 78V77H77ZM193 78V79H194ZM208 78V77H207ZM214 78V77H213ZM262 78H264V76L262 77ZM10 79H11V82L13 83V86L12 87H14L15 89H20L19 88V85H17L16 84V80H15V74L14 73H12L11 74V77H10ZM34 79V78H33ZM99 79V78H98ZM143 79V78H142ZM146 79V78H145ZM199 79V78H198ZM197 79V81H200V80H198ZM205 79V78H204ZM212 79V78H211ZM239 79H241L240 77H239ZM35 80V79H34ZM37 80V79H36ZM50 80H52V79H50ZM83 80V79H82ZM190 80V79H189ZM203 80V79H202ZM209 80V79H208ZM260 82L261 81H263L264 79H261V77H260ZM70 81H71V79H70ZM145 81V80H144ZM196 81V79H195V82H197ZM19 82V81H18ZM33 82V81H32ZM74 82H76V81H74ZM78 82H79V84H81V81L78 79ZM86 82H90V81H86ZM92 82H93V80H92ZM107 82V81H106ZM192 82H194V80L192 81ZM191 82V83H192ZM209 82V81H208ZM235 82H236V80H235ZM240 82V81H239ZM254 82V87L256 86V84L258 83V81H253ZM264 82V81H263ZM70 83H73L72 81L71 82H69V85H70ZM77 83V82H76ZM84 83V82H83ZM183 83V82H182ZM59 84H61L62 85V81L61 82H59ZM75 84V83H74ZM91 84V83H90ZM93 84V83H92ZM143 84H144V82H143ZM178 84H181V82L179 83H177V86H178ZM185 84V83H184ZM184 84H183V86H184ZM194 84H196V83H194ZM261 84H263L262 82H261ZM77 85H78V83H77ZM88 85V84H87ZM133 85V84H132ZM140 85V84H139ZM139 85L137 84L136 85V91L140 88L139 87ZM176 85V84H175ZM232 85H234V83L232 84ZM81 86V85H80ZM79 86V87H80ZM82 86H84V85H82ZM89 86V85H88ZM88 86H87V89H88ZM130 86H131V84H130ZM182 86V87H183ZM264 86V85H263ZM60 87V86H59ZM70 87H73V86H70ZM70 87H68L69 89H70ZM78 87V88H79ZM144 87V86H143ZM254 87H252V88H254ZM261 87V86H260ZM11 88V87H10ZM81 88V87H80ZM138 88V89H137ZM178 88H180V87H178ZM177 88V89H178ZM220 88H223V89H225L226 91L228 90L230 93L233 91V89H228V87L226 88V86H223V87H220ZM220 88H216L217 90V92L219 91V89ZM58 88H56V91H58L57 90ZM73 89V88H72ZM76 89V88H75ZM83 89V88H82ZM142 89V88H141ZM222 89V90H223ZM236 89V88H235ZM241 89V88H240ZM261 89V88H260ZM42 90V89H41ZM54 90V89H53ZM60 90V89H59ZM61 90H63V89H61ZM84 90V89H83ZM95 90V89H94ZM132 90L134 91V89L132 88ZM170 90V89H169ZM12 91V90H11ZM10 91V92H11ZM70 91H72V90H70ZM80 91H81V89H80ZM59 92V91H58ZM72 92H74V91H72ZM82 92V91H81ZM213 92V91H212ZM245 92V91H244ZM257 91L256 90H252L251 91V93L252 94H254L255 95V93H256ZM1 93V92H0ZM4 93V92H3ZM46 93V92H45ZM49 93H51V92H49ZM70 93V92H69ZM68 93V94H69ZM78 94L80 93V92H77ZM77 93H75L74 92V94L73 93H71V95L73 94V95H75V94H77ZM90 93V92H89ZM88 93V94H89ZM101 95L103 94L102 93V91H100L99 92ZM233 93V92H232ZM47 94V93H46ZM53 94V93H52ZM63 94V93H62ZM83 94H84V92H83ZM82 94V95H83ZM87 94V95H88ZM244 94V93H243ZM242 94V95H243ZM248 94V93H247ZM1 95V94H0ZM14 95V94H13ZM48 95V94H47ZM70 95V94H69ZM207 95H208V97H210L211 96V94H209V93H207ZM246 95V94H245ZM262 95V94H261ZM57 96H58V93H57ZM65 96V95H64ZM63 96V97H64ZM85 96V95H84ZM83 96V101H84V97ZM100 96V95H99ZM199 96V95H198ZM235 96V97H234ZM248 96H249V94H248ZM259 96V95H258ZM1 97V96H0ZM65 97H67V96H65ZM71 97V96H70ZM78 97H79V95H78ZM78 97H76L77 99H78ZM97 97V96H96ZM102 97V96H101ZM103 97H106V98H109V99H111L110 97H113V96H111V95H109L108 93H104L103 94ZM237 97V95H234V93L232 94V95H230V94H226V95H224V97L222 98V105L224 104V102H226V104H228V106L231 108V106H234V107H239V109L240 110H244V109H242L241 107L243 106V105H241V104H239V103H243V102H240L239 100V98H236ZM247 97V96H246ZM256 97V96H255ZM260 97H262V96H260ZM264 97V96H263ZM12 98H13V96H12ZM60 98H61V96H60ZM68 98V97H67ZM75 98V99H76ZM80 98H82V97H80ZM100 98V97H99ZM98 98V99H99ZM257 98V97H256ZM1 99V98H0ZM33 99V98H32ZM66 99V98H65ZM76 99V100H77ZM87 99V98H86ZM85 99V100H86ZM97 99V98H96ZM96 99H94V100H96ZM103 99V98H102ZM178 99H183L182 97H180V96H175V97H173V99H172V101H175V100H178ZM246 99V98H245ZM261 99V98H260ZM259 99V100H260ZM42 100V99H41ZM90 100H91V98H90ZM105 100V99H104ZM113 100V99H112ZM190 100V99H189ZM210 100V99H209ZM247 100H249V99H247ZM253 100V99H252ZM264 100V98L262 99V101ZM44 101V100H43ZM60 101V100H59ZM72 101V100H71ZM99 101V100H98ZM101 101V100H100ZM210 101H212V99L210 100ZM231 101V102H230ZM46 101H44V103H45ZM67 102V101H66ZM74 102L76 103V101L74 100ZM86 102V101H85ZM181 102V101H180ZM189 102V101H188ZM213 102V101H212ZM228 102H230V103H228ZM235 102V103H234ZM39 103V102H38ZM105 103V102H104ZM79 104V103H78ZM170 104H172V106H175V108H173V109H178V108H180L179 106H176V103L175 102H170ZM177 104H180L179 103V101H177ZM191 104H193V102L191 103ZM257 104V103H256ZM3 105V104H2ZM44 105H46V104H44ZM80 105H82V104H80ZM258 105H259V103H258ZM43 106V105H42ZM74 107H75V104H74ZM210 107V106H209ZM212 109H214V112H211V113H209V116L211 115V121H214L215 123H213V124H211V129L212 128H214L215 130L217 129V127H219V128H221L222 129V127L224 126V129H225V127L228 125V126H230L229 128V130L228 131H230V132H232V131H235V130H240V129H242V131H244V129L246 128V126H242V123L239 121L240 119L238 118V116H237V118L236 119H238V120H236L235 122H229L227 119H229V118H226V116H224V115H222L221 114V112H222V110H221V107H215V105H212ZM223 107H227L226 105L225 106H223ZM261 107V109L262 110H264V108H263V104H262V106H260ZM57 108V107H56ZM60 108V107H59ZM77 108V109H76ZM75 109L76 110H78V107H76ZM80 108V107H79ZM250 108V107H249ZM248 108V109H249ZM14 109V108H13ZM170 109V108H169ZM207 109H208V107H207ZM228 109V108H227ZM238 109V108H237ZM5 110V109H4ZM57 110H58V108H57ZM56 110V111H57ZM209 110V109H208ZM240 110H238V111H240ZM262 110L260 111V113L258 112L259 111V109H258V114H252L251 116H250V118L248 119V121H249V123H251V119H252V117L254 116V118H255V120H254V122L253 123H258V124H256L257 126H258V128L259 129H261L262 130V133H264V111L262 112ZM2 111V110H1ZM39 111V110H38ZM62 111V110H61ZM160 111V110H159ZM164 111V110H163ZM3 112V111H2ZM51 112V111H50ZM53 112V111H52ZM58 112L59 113H61L59 110H58ZM58 112L56 113V114H58ZM202 112V111H201ZM244 112H246V111H244ZM255 112V111H254ZM55 113V112H54ZM152 113H154L155 114V117H158L159 115V119H155L154 120V118L155 117H152V115H150V114H152ZM161 113L162 112H156V111H154L153 110V112H148V114H149V121H147V122H145L147 119H145V121H144V125L147 127V128H152V129H145L144 130V132L143 131H135V133L133 132V134L132 135H128L127 137L128 138H130L131 137V139H132V137L134 138H138L139 136L141 137V135L142 134H144V133H148V132H150L151 130H154V128L156 129V128H162V127H167L168 128V126H169V123L166 121V119L164 118L163 120H162V118H161ZM231 113H233V112H231ZM4 115V112L3 113H1V115ZM196 114H199L200 115V117L198 118V119H200V118H202L203 119V113H200V112H196V113H193V114H191L192 116H190L189 117V119H191V118H194L195 117V115ZM240 114V113H239ZM238 114V115H239ZM246 115H248V113H245ZM52 115V114H51ZM51 115H49V116H51ZM104 115V114H103ZM101 113L98 115L99 116V118H100V120L99 121H101L102 120V118H105L106 119V117H107V115L108 114H105L104 116H103ZM147 115V114H146ZM227 115V114H226ZM236 115V114H235ZM241 115H242V113H241ZM61 116V115H60ZM60 116H57L58 118H61ZM167 117H169L168 115H166ZM214 116V117H213ZM223 116L225 117V119H226V121H228L229 122V124L226 122L224 125L222 124V123H224L223 122ZM3 117V116H2ZM144 117V116H143ZM141 117L142 119H144V118H146V117ZM236 117V116H235ZM98 118V117H97ZM97 118H95V121H96V119ZM148 118V117H147ZM232 118V117H231ZM230 118V119H231ZM248 118V117H247ZM1 119V118H0ZM9 119V118H8ZM183 119V118H182ZM196 119V118H195ZM56 120V119H55ZM62 120H64V119H62ZM81 120V119H80ZM169 120H170V118H169ZM176 119H174V121H175ZM186 120V119H185ZM205 120V119H204ZM232 120V119H231ZM85 121V120H84ZM173 121V120H172ZM206 121V120H205ZM204 121V122H205ZM55 122V121H54ZM79 122V124H80V121H78ZM82 122V121H81ZM141 122V121H140ZM167 122V123H166ZM177 122V121H176ZM197 122V121H196ZM182 123V122H181ZM261 123V124H260ZM57 124V123H56ZM85 124V123H84ZM134 123H132V125H133ZM206 124H208V123H206ZM222 124V125H221ZM255 124H252V125H255ZM129 125V124H128ZM175 125V124H174ZM216 125V126H215ZM248 125H250V124H248ZM83 126V125H82ZM81 126V127H82ZM137 126V125H136ZM141 126V125H140ZM143 126V125H142ZM184 126V125H183ZM182 126V127H183ZM213 126V127H212ZM260 126H261V128H260ZM201 124H200V126H199V129H201ZM57 128H59V127H57ZM127 128V129H126ZM126 128H124V130H128V127L126 126ZM143 128V127H142ZM189 128V127H188ZM228 128V127H227ZM112 129H113V127H111V128H109V130L108 131H103V136H107V135H109V133L110 132H112ZM129 129H130V127H129ZM190 129V128H189ZM203 129V128H202ZM213 129V130H214ZM259 129H257V130H259ZM123 130V131H124ZM140 130V129H139ZM142 130V129H141ZM165 130V132H166V129H164ZM207 130V129H206ZM210 131L211 133L212 132H214V133H217V131H218V129H217V131ZM247 130H249V129H247ZM172 131H173V129H172ZM200 131V130H199ZM203 131H204V129H203ZM203 131H200V133H203ZM209 131V130H208ZM207 131V132H208ZM221 131L223 132V130H220V134H221ZM241 131V130H240ZM255 131V130H254ZM127 132V131H126ZM132 132H130V133H132ZM178 132H180V131H178ZM182 132H184V131H182ZM209 132V133H210ZM256 132V131H255ZM120 133V132H119ZM154 133H156V132H154ZM172 133V132H171ZM171 133H170V135H171ZM234 133V132H233ZM242 133V132H241ZM259 133H260V131H259ZM166 134V133H165ZM173 134V133H172ZM198 134H199V132H198ZM197 134V135H198ZM205 134V133H204ZM249 134V133H248ZM71 135V134H70ZM149 135V134H148ZM162 135H164L163 134V129H162ZM168 135V134H167ZM166 135V136H167ZM177 135V134H176ZM214 135V134H213ZM231 135H232V133H231ZM240 135V134H239ZM165 136V135H164ZM173 136V135H172ZM172 136H171V138H172ZM199 136H201V135H198V137ZM203 136H205V135H203ZM203 136H201L202 137V139H204L203 138ZM253 136H254V134H253ZM64 137V136H63ZM75 137V135L72 137V142L75 140V139H73ZM113 137H114V135H113ZM158 137V136H157ZM168 137V136H167ZM206 137V136H205ZM231 137H233V136H231ZM236 137V136H235ZM234 137V138H235ZM243 137V136H242ZM257 137H259V136H257ZM257 137H255V140H252V144H251V142H250V144H248L247 142H245V139H242V140H244V142L239 138V137H237L236 139H240L241 141L240 142H235V144L236 143H241V145L240 146H244L245 148H246V144H248L247 145V148H248V150H251V151H253V150H256L257 148H256V146L258 145V143L260 144V143H263L264 142V135L262 134L261 136H260V138L261 139H258L259 141H257L256 139H257ZM70 138V137H69ZM126 138V137H125ZM185 138H187V137H185L184 136V138H172V139H167V140H163V141H165L163 144H161V145H156L155 147H153L152 149L150 148V151H148L149 149H146L147 151H143L142 150V152L144 153V155L143 156H141L142 155V152L139 154H137L138 156H136V159H139L140 157L141 158H144V157H146L147 155H155V154H161L162 156L164 155V156H170V158H171V160H173L174 161V163H176L177 162V160L179 159V160H181V159H183V164H184V161L186 160H188V161H190L191 163H193V160L192 159H196V158H198V160H197V162L199 163V164H206L207 162H209V161H212V160H214L215 158H224V157H226V153H225V147H224V145H226V143H228L229 144V142L227 141V140H229V138H230V136H228V137H226V139L227 140H225V139H223V140H221V141H219V142H216V143H211L212 144V146H210V145H208V143H202L201 145H199V146H197V147H195V148H191L190 147V145H189V142H192L193 140L191 139V140H188V138L187 139H185ZM200 138V137H199ZM109 139V138H108ZM107 139V140H108ZM139 139V138H138ZM141 139V138H140ZM213 139V138H212ZM106 140V139H105ZM118 140V139H117ZM126 140V139H125ZM128 140V139H127ZM130 140V139H129ZM134 140V139H133ZM200 140H201V138H200ZM200 140H199V142H200ZM112 141V140H111ZM139 141V140H138ZM137 141V142H138ZM154 141V140H153ZM196 141V140H195ZM203 141H206L205 139L203 140ZM248 141V140H247ZM253 141H255V143L253 142ZM107 142V141H106ZM110 142V141H109ZM115 142V141H114ZM130 142H131V140H130ZM134 142V141H133ZM132 142V143H133ZM146 141H144V143H145ZM151 143H153L152 141H150ZM149 142V143H150ZM234 142V141H233ZM257 142V143H256ZM102 143H103V141H102ZM116 143V142H115ZM117 143H118V141H117ZM131 143V144H132ZM142 143H143V141H142ZM147 143H148V141H147ZM146 143V145H148ZM246 143V144H245ZM109 144V143H108ZM154 144V143H153ZM234 144V145H235ZM67 145V144H66ZM106 145V144H105ZM110 145V144H109ZM127 145V144H126ZM125 145V148H128L127 146ZM130 145V144H129ZM142 145H144V144H142ZM145 145V146H146ZM193 145V144H192ZM234 145H232V148L234 149L235 148V146ZM256 145V146H255ZM27 146V145H26ZM230 146V145H229ZM234 146V147H233ZM239 145H238V147H240ZM259 146V145H258ZM262 146H263V148H262ZM262 146H260V148H262V149H264V145H262ZM70 147H72V146H70ZM107 147H108V145H107ZM123 147V146H122ZM143 147V146H142ZM142 147L140 146V149H142ZM124 147L122 148V150L123 149H125ZM130 148V147H129ZM128 148V149H129ZM138 149H139V147H137ZM259 148V147H258ZM4 149V148H3ZM103 149V148H102ZM110 149H111V147H110ZM127 149V150H128ZM261 149V150H262ZM95 150V149H94ZM105 151H106V149H104ZM236 150H238V148L236 149ZM96 151V150H95ZM105 151H104V154H105ZM141 151V150H140ZM155 151H157L156 153H154ZM231 151H233L232 149H231ZM257 151V150H256ZM45 152V151H44ZM98 152V151H97ZM116 152H118V151H116ZM121 152V151H120ZM249 152V151H248ZM247 152V153H248ZM91 153V152H90ZM93 153V152H92ZM98 153H100V152H98ZM130 153V152H129ZM246 153V152H245ZM2 154V153H1ZM107 154V153H106ZM111 154H113V152L111 153ZM110 154V155H111ZM115 154V153H114ZM113 154V155H114ZM122 154H124V153H122ZM126 154V153H125ZM136 154H134V155H136ZM45 155V154H44ZM66 156L67 157V155H68V152H65V153H63L62 155H61V157L60 158H63V156ZM77 155H79L78 153L76 154V156ZM83 155V154H82ZM100 155V154H99ZM109 155V154H108ZM111 156V157H114V156ZM242 155V154H241ZM46 156V155H45ZM132 156V155H131ZM247 156H250V158H251V155H247ZM256 156V155H255ZM1 157V156H0ZM4 157V156H3ZM102 157V156H101ZM110 157V156H109ZM121 157V156H120ZM149 157H152V156H149ZM238 157H239V155H238ZM243 157H246V156H243ZM2 158V157H1ZM19 158V157H18ZM68 158V157H67ZM74 158V157H73ZM81 158V157H80ZM164 158V157H163ZM166 158V157H165ZM231 158V157H230ZM240 158H242V156H240L238 159H234V160H232V161H228V162H226V164L224 165V167L227 169V168H230V169H235V170H238V172H239V170H241L242 168H244V167H242L243 165H244V163H243V165L241 164L242 162L239 160ZM247 158V157H246ZM2 159H4V158H2ZM15 160L14 161H17L16 159L17 158H14ZM123 159V158H122ZM124 159H126V158H124ZM131 159V158H130ZM242 159H244V158H242ZM131 160H133V159H131ZM166 160H169V159H166ZM165 160V161H166ZM246 160V159H245ZM2 161V160H1ZM14 161H13V165H15L14 164ZM60 161H62V160H60ZM70 161H71V159H70ZM98 162L97 163H99L100 162V159H98L97 160ZM104 161H106V165H108V167L109 166H111V165H113L114 167H116V165L117 164H113V163H115V162H113L110 158H106V159H104ZM226 161V160H225ZM244 161V160H243ZM251 161V160H250ZM51 162V161H50ZM72 162V161H71ZM245 162V161H244ZM254 162L255 163H257V165H261V163H263L264 164V155L262 156V155H258V156H256V157H254ZM17 163V162H16ZM22 163V162H21ZM59 164H60V162H58ZM138 163H140L139 161H132V162H128V163H125L124 162V160L122 161V164H124L125 166H123L122 165V167H121V169H119V170H117L116 171V168H114V172H109V171H105V172H102V171H98L99 173H90V175L88 174V173H86V175H84L85 176V180H83L82 178H81V176L78 178V180L80 181L79 182V187H77V182H78V180H76L75 182H74V185H75V187L74 188H69L68 187V185H62V192L59 194V198L60 199H62V202H63V200H65V199H68L70 196H72V197H70V198H72L73 199V201L72 202H75V206H72L71 208L72 209H69V210H67L66 212H64V213H61V214H63L62 216H61V214H57L58 215V218H56V220H58V221H55L54 222V225L53 226H51V225H46V222L44 223V226L46 225L47 227V229H56V230H59V227H61V228H63V225H65L66 224V221H70V222H73L72 223V225L70 226V227H73V228H79L78 226H77V224H76V221H78V220H80V221H82L81 223H79V224H82L81 226H82V228H81V232H80V234H86V233H88L92 228H93V224H94V217H95V212H94V209H92L91 210V208L89 209V205H95L96 204V200L97 199H99V197L101 196V195H103V194H105V193H109V190H105L104 191V189L105 188H107V189H110V195H114V196H116L115 198H113V200H110L111 202H108V203H110L111 204V208H112V212H111V216H112V218H108V216L106 217V216H104V217H106V218H103V220H102V222H99V226H100V228H102V229H105V228H110V230H109V232H111V233H114L115 232V229H114V227H115V225L114 224H111L113 221H115V223L116 222H118V220H121L122 218H121V216H124L125 214H124V212L126 211V213L128 212V216H131V212L127 209V208H130L129 207V203H130V201L131 200H134V199H136V198H141V199H143V198H145L146 197V194L148 193V190H150V186H153L155 183H156V181H160V180H162V179H164V177H165V174H164V171L163 170H159L158 172L157 171H152V169H154V168H156L157 166H159V165H157V163L154 165V166H152V167H150L149 169L146 167V165H143V166H141V167H136V164H138ZM166 163V162H165ZM167 163H170V162H167ZM179 163V162H178ZM197 163V164H198ZM2 164H4V163H2ZM22 164H24V165H15V167L14 166H12L13 167V170H14V179H13V187H14V189H12L13 190V193L11 192V197L10 196H8V197H10L9 199L10 200H12V202L11 203H9V202H7V203H4V204H6V206H8V211L9 212H11L12 214H14V215H16L15 213H16V211H15V209H14V205L17 207V205H18V200H19V198L22 196V191H21V189H22V185H25V182H26V180L28 179V178H30V175H33V173H34V168H32V167H30L29 165H26L25 163H22ZM94 164V163H93ZM120 164V163H119ZM177 164V163H176ZM175 164V165H176ZM1 165V164H0ZM57 165V164H56ZM62 165H64V164H62ZM61 165V166H62ZM84 165V164H83ZM167 165V164H166ZM179 166H177V168L176 167H174V168H176V169H174L175 171H177V172H179L180 171V168H182V167H180L181 165H180V163L178 164ZM4 166H5V164H4ZM185 166H188V163H185ZM99 167V166H98ZM103 168H104V166H102ZM196 167H198V166H196ZM207 169H208V165L207 166H205ZM205 167H203V168H205ZM242 167V168H241ZM6 168V167H5ZM5 168H4V170L3 171H0V174L2 175L3 173H5L6 172V170H5ZM79 168V167H78ZM137 168V169H136ZM186 168V167H185ZM184 168V169H185ZM189 168V167H188ZM190 168H191V166H190ZM211 168V167H210ZM209 168V169H210ZM224 168V169H225ZM255 168V167H254ZM56 169V168H55ZM136 169V171H134ZM171 169V168H170ZM198 169V168H197ZM221 169V168H220ZM245 169V168H244ZM248 169V168H247ZM29 170H31V172L29 171ZM62 170V169H61ZM65 170V169H64ZM95 170V169H94ZM111 170V169H110ZM203 170V169H202ZM231 170V171H232ZM234 170V171H235ZM132 171H134V172H143V175H142V177L141 176H139V178H138V176H137V178L136 179H132V177H130V173L132 172ZM220 171V170H219ZM218 171V172H219ZM229 171V170H228ZM242 171H243V169H242ZM253 171V170H252ZM255 171V170H254ZM55 172H56V170H55ZM71 172V171H70ZM207 171L204 169V171H202V173L204 174V175H207L208 173H206ZM237 172V173H238ZM233 173H236V172H233ZM244 173H245V171H244ZM246 173H249V170L246 172ZM252 173V172H251ZM253 173H256V172H253ZM10 174V173H9ZM54 174V173H53ZM140 174V173H139ZM194 174V173H193ZM201 174V173H200ZM203 174H201V175H203ZM250 174V173H249ZM163 175V176H162ZM195 175H197V174H195ZM195 175H193L192 176V174H191V176L189 175V176H187V177H185V179H186V183L187 184H189V185H191V186H194L195 185V181L196 180H200V178L199 179H197V177L198 176H195ZM200 175V176H201ZM238 175V174H237ZM254 175V174H253ZM4 176H8V174H4ZM87 176V177H86ZM162 176V177H161ZM234 176V175H233ZM245 176V175H244ZM251 176V175H250ZM256 176V175H255ZM83 177V176H82ZM135 177V176H134ZM147 178V183L145 182V185H146V188H144V189H146V190H142V187H141V181H142V178ZM161 177V178H160ZM203 177V176H202ZM234 177H236L235 179H234ZM233 177V179H234V181L232 180V182H238L237 181V179H238V177L237 176H234ZM249 177V176H248ZM80 178L83 180V181H86L85 182V184H83L82 186H80L81 184H82V182L83 181H81L80 180ZM257 178H259V177H257ZM262 178V177H261ZM2 179V178H1ZM208 178H205V179H203L202 180V178H201V180L202 181H205V180H207ZM222 179H224V178H222ZM260 179V178H259ZM258 179V180H259ZM56 180V179H55ZM252 180H254V178H252ZM66 181V180H65ZM113 181H115V182H117V183H119V185H116V184H114L113 183ZM241 181V180H240ZM247 181V180H246ZM248 181H249V179H248ZM134 182H135V184H134ZM184 182V181H183ZM249 182H251V181H249ZM12 183V182H11ZM65 183V182H64ZM121 183V184H120ZM186 183H185V185H186ZM197 183V182H196ZM225 183L227 184V182L225 181ZM230 183V182H229ZM48 184V183H47ZM52 184V183H51ZM99 184V185H98ZM237 184V183H236ZM53 185V184H52ZM218 186V185H221V182H218V183H215V184H213V185H211V186H209V184H207V185H205V187H207L208 189H214L215 188V186ZM6 186V187H5ZM5 187V189H7V191H8V180H6V181H4V182H2L1 180H0V191H5V190H2L3 188ZM139 187V188H138ZM52 188V186L50 187V188H48V187H46V189H47V191L49 190V189H51ZM55 188V187H54ZM240 188V187H239ZM207 189V190H208ZM16 190H19L20 192H18V191H16ZM167 190V189H166ZM207 190H206V192H207ZM224 190L226 191V188H224ZM6 191V192H7ZM25 191V190H24ZM51 191H53V190H51ZM55 191H56V188H55ZM216 191V190H215ZM221 191V190H220ZM5 192V193H6ZM228 192V191H227ZM93 193H98L97 195H98V197L96 196V194H94V196H96V198H94L93 197V199L91 200V201H87L88 203H85L84 201V205H83V207H82V210L81 211H77V207H76V204L78 203L79 205H82V203H80V201H82L83 200V198H89L91 195L93 196ZM205 193V192H204ZM208 193V192H207ZM212 193V192H211ZM149 194V193H148ZM148 194H147V196H148ZM236 193H234V191L233 192H231L230 193V195L228 196L227 195V197L228 198H226L224 201H222V202H225V201H227V202H225L224 203V205H226V207L227 208H230V202H234V201H237V196L235 195ZM225 195H226V193H225ZM238 195V194H237ZM114 196H112V197H114ZM174 196V195H173ZM108 197V196H107ZM69 198V199H70ZM155 198V197H154ZM239 199H240V197H238ZM102 199V198H101ZM110 199H112V198H110ZM246 199V198H245ZM85 200V199H84ZM90 200V199H89ZM109 200V199H108ZM195 200H196V198H195ZM34 201V200H33ZM33 201L32 202H30V205H29V208H30V206L32 205V203H33ZM101 201V200H100ZM103 201H105L106 202V199L105 200H103ZM103 201H101V202H103ZM148 201H150V200H148ZM153 201V200H152ZM157 201H159V199H157ZM252 201V200H251ZM61 202V203H62ZM67 202V201H66ZM71 202V203H72ZM220 202H221V200H220ZM239 202V201H238ZM253 202V201H252ZM63 203H65V202H63ZM68 203V202H67ZM66 203V204H67ZM145 203H147L146 202V200H144V201H142L141 202V205L143 206L142 208H144L147 212H149L148 213V215L149 214H151V215H153V213L155 212V209H156V202H155V204L154 203H150V204H146L145 206H144V204ZM162 203V202H161ZM169 203V202H168ZM66 204H64V205H66ZM70 204V203H69ZM68 204V205H69ZM105 204V203H104ZM109 204V205H110ZM136 204V203H135ZM159 204H160V202H159ZM21 205V204H20ZM19 205V206H20ZM36 205H38L37 206V208L39 207V204H36ZM85 205H87V206H85ZM91 205V206H92ZM107 205V204H106ZM109 205H107V206H109ZM134 205V204H133ZM162 205V204H161ZM70 206V205H69ZM163 206V205H162ZM217 206V205H216ZM232 206V205H231ZM238 206V205H237ZM236 206V207H237ZM66 207V206H65ZM74 207V208H73ZM105 208H106V206H104ZM204 207H205V205H204ZM232 207H234V206H232ZM240 207V206H239ZM239 207H237L238 209H239ZM251 207V206H250ZM29 208H28V210H29ZM103 208V206H99V203L97 204V206L95 207V211L96 212H99L101 209ZM176 209H179L178 208V206H176L175 207ZM196 208V207H195ZM220 208V207H219ZM227 208H225V209H227ZM252 209H253V207H251ZM257 208V207H256ZM32 209L33 210H35L36 208H35V206L34 207H32ZM189 209H190V207H189ZM188 209V210H189ZM193 209V208H192ZM224 209V210H225ZM233 209V208H232ZM28 210H26L25 212H23V214H22V217H24L23 215L24 214H27V215H29L28 214ZM107 210V209H106ZM144 210V211H145ZM157 210V209H156ZM172 210V209H171ZM204 210V209H203ZM228 210V209H227ZM231 210V209H230ZM250 210V209H249ZM39 211V210H38ZM51 211V213L53 214V216L55 215V211H53V210H50ZM166 211V210H165ZM183 211V210H182ZM234 211H236V209L234 210ZM244 211V210H243ZM133 212H134V215H139V217L138 218H143V217H145V213H143V210H141V208H140V206L138 205V204H136L135 206H133ZM239 212V211H238ZM32 213V212H31ZM38 213V212H37ZM157 213H159V212H157ZM185 213V212H184ZM201 213V212H200ZM217 213V212H216ZM231 213H234L232 210H231V212H230V214H229V217H230V215H231ZM240 213V212H239ZM254 213V212H253ZM122 214H124V215H122ZM183 214V213H182ZM236 214V213H235ZM249 214V213H248ZM247 214V215H248ZM251 214V213H250ZM119 215H121V216H119ZM155 215V214H154ZM157 215V216H156ZM155 216V218L153 217V219L151 218V220L150 221H146V223H151V221H157V220H163V222L162 221H160L162 224H168V225H171V224H173V223H171L168 219L169 218H167L168 216H166L167 215V213L165 212V213H163V212H160V214L158 215V214H156ZM188 215V214H187ZM192 215V214H191ZM226 215V214H225ZM224 215V216H225ZM245 215V214H244ZM26 216V215H25ZM97 216V215H96ZM211 216V215H210ZM227 216V215H226ZM225 216V217H226ZM253 218H255L256 220L259 218V217H261L259 214H257V213H254V216L253 215H251ZM35 217V216H34ZM56 217V216H55ZM102 217V216H101ZM135 216H133V218H134ZM228 217V216H227ZM244 217V216H243ZM247 217H249V218H247ZM245 219L247 220V219H250L251 217L250 216H247ZM48 218V217H47ZM135 218H137V217H135ZM174 218V217H173ZM231 218V217H230ZM229 218V220H231ZM233 218V217H232ZM180 221H187V216L186 215H180L179 216V218H178ZM252 219V218H251ZM261 219H263L264 220V218L263 217H261ZM260 219V220H261ZM29 220H31V218H29ZM28 220V221H29ZM127 220V222H128V219H126ZM134 220V219H133ZM143 220V219H142ZM145 220H147V219H145ZM206 220V219H205ZM227 220V219H226ZM254 220V219H253ZM262 220V221H263ZM140 221V220H139ZM178 221V220H177ZM197 221V220H196ZM216 221H217V219H216ZM261 221V222H262ZM37 222V221H36ZM125 222V221H124ZM132 222V221H131ZM195 222V221H194ZM200 222V221H199ZM198 222V223H199ZM227 222V221H226ZM241 222V221H240ZM257 222V221H256ZM35 223V222H34ZM38 223V222H37ZM133 223V222H132ZM139 223V222H138ZM212 224H213V222H211ZM210 223V221H209V223L208 224H211ZM229 223H232V220H231V222H229ZM27 224V223H26ZM117 225L119 224V223H116ZM145 224V223H144ZM144 224H142V223H140L139 225L138 224H135L136 226H134L133 228H135L136 230H134L132 233H131V236H130V230H128V233H126V231L125 230H123V228L124 229H127V228H130V227H128V224H127V226H125L126 224H124V226H118V233H117V236L115 237V239L111 236V237H107L106 238V240H108V242L107 241H102L101 240V238L98 240V242H97V244H95L96 246H95V250L97 249V248H100V247H104L103 245H105V244H111L112 245V243L114 242V241H116L117 239L118 240H124V239H126L127 238V236H128V238H130V237H132V236H134L135 238H137V235H138V233L140 232V230L141 229H143V225ZM202 224V223H201ZM204 224V223H203ZM211 224V225H212ZM114 225V226H113ZM150 225V224H149ZM186 225V224H185ZM188 225V224H187ZM216 225V224H215ZM51 226V227H50ZM77 226V227H76ZM132 226V225H131ZM145 226H146V224H145ZM179 226H181V225H179ZM178 226V227H179ZM90 227H92V228H90ZM98 227V226H97ZM208 227V226H207ZM211 227V226H210ZM216 227V226H215ZM219 227V226H218ZM245 227V226H244ZM254 227V226H253ZM24 228V227H23ZM214 228V227H213ZM260 228V227H259ZM99 229V228H98ZM153 229V228H152ZM70 230H72V229H70ZM100 230V229H99ZM155 230V229H154ZM248 230V229H247ZM53 231V230H52ZM152 231V230H151ZM214 231L216 232L217 231V228L216 229H214ZM249 231H251V229L249 230ZM258 230H256V232H257ZM200 232V231H199ZM248 232V231H247ZM246 232V233H247ZM45 233V232H44ZM245 233V234H246ZM251 233H253V232H251ZM251 233H249V234H251ZM38 234V233H37ZM50 234V233H49ZM147 234V233H146ZM254 234H256V236H259V238L261 237L262 239L261 240H263L264 239V233H263V231H261V233H254ZM17 235V234H16ZM34 235V234H33ZM115 235V234H114ZM127 235V236H126ZM140 235V234H139ZM253 235V234H252ZM18 236V235H17ZM247 237H249V238H251V235L250 236H248V234L246 235ZM245 235H244V237H246ZM14 237V236H13ZM36 237V236H35ZM103 237H105V236H103ZM139 237V236H138ZM246 237V238H247ZM18 238V237H17ZM33 238H34V236H33ZM127 238V239H128ZM241 238V237H240ZM240 238H238V239H235L234 241L232 240V241H230L229 242V244H233V246L232 247H230L229 249L231 250V252L232 253H238L239 252V247H238V245H240V244H243V240L242 239H240ZM257 238V237H256ZM259 238H258V240L256 241V242H258L259 241ZM29 239H31V238H29ZM58 239H59V235H58ZM73 239V238H72ZM254 239V238H253ZM16 240V239H15ZM71 240V239H70ZM246 239H244V241H245ZM247 240L249 241L250 239H248L247 238ZM246 240V241H247ZM127 241H129V240H127ZM11 242V241H10ZM10 242H8V244L10 243ZM27 242H29L30 244H31V242L28 240ZM36 242V241H35ZM34 242V244H36ZM45 242H48L47 240L45 241ZM130 242V241H129ZM129 242H127V243H129ZM200 242V241H199ZM202 242V241H201ZM14 243V242H13ZM24 243V242H23ZM28 243V244H29ZM261 243H264V242H261ZM7 244V243H6ZM33 244V243H32ZM33 244V246H35ZM38 244V243H37ZM42 244H43V242H42ZM253 244V243H252ZM5 245V244H4ZM39 245H40V243H39ZM114 245H116V244H114ZM114 245H112V246H114ZM141 245V244H140ZM199 245H200V243H199ZM209 245V244H208ZM221 245V244H220ZM260 245V244H259ZM45 246V245H44ZM66 246V245H65ZM117 246V245H116ZM126 246V245H125ZM210 246V245H209ZM256 244L254 245V247H253V249H246V250H244V253L246 254L247 252H251L252 251V253L254 252V254L255 253H257V255L259 254L258 253V251H257V248H256ZM2 247V246H1ZM37 248H39L38 246H36ZM41 247H42V245H41ZM54 247H56V248H58V249H56L58 252L57 253H54V254H51L50 256H49V258L50 259H55V261L54 262H50V261H48L47 259H44V260H42V261H39L40 262V264H46L47 262L48 263H59L60 261H63V259H58V257L60 256V255H62V256H64V255H68V254H70V252L69 251H65L66 249H60L61 247L59 246V244H57V245H55ZM79 247H80V245H79ZM263 247V246H262ZM7 248V247H6ZM11 248V247H10ZM108 248H110V247H108ZM259 248V247H258ZM1 249V248H0ZM36 249V248H35ZM39 249H41V248H39ZM45 249V248H44ZM119 249V248H118ZM212 249V248H211ZM211 249H210V251H211ZM215 249V248H214ZM214 249H212V250H214ZM260 249H263V248H260ZM260 249H258L259 251H260ZM113 250H115V249H113ZM205 250V249H204ZM32 251V250H31ZM34 251V250H33ZM36 251H37V249H36ZM53 251H55V250H53ZM99 251V250H98ZM111 251V250H110ZM116 251V250H115ZM118 251V250H117ZM207 251H209V250H207ZM206 251V252H207ZM215 251V250H214ZM228 251V250H227ZM4 252V251H3ZM97 252V251H96ZM120 252V251H119ZM198 252V251H197ZM205 252V251H204ZM262 252V251H261ZM260 252V253H261ZM13 253V252H12ZM27 253V252H26ZM28 253H30V252H28ZM93 253V252H92ZM112 253V252H111ZM117 253V252H116ZM115 253V254H116ZM263 253V252H262ZM261 253V254H262ZM1 255H3L2 253H0ZM31 254V253H30ZM121 254H122V252H121ZM131 254V253H130ZM133 254V253H132ZM194 254V253H193ZM201 254V253H200ZM244 254V255H245ZM9 255V254H8ZM49 255V254H48ZM47 255V256H48ZM58 255V256H57ZM111 255L112 254H110V255H108L107 257H105L106 258V260H105V262L107 263L108 262V260L109 259H112L111 258ZM126 255V254H125ZM192 255V254H191ZM243 255V254H242ZM46 256V255H45ZM57 256V257H56ZM113 256V255H112ZM130 256H132V255H130ZM2 257L4 258V256H1L0 257V259H2ZM7 257V256H6ZM9 257V256H8ZM133 257V256H132ZM198 257H199V255H198ZM64 258V257H63ZM102 258H104V257H102ZM138 258V257H137ZM144 258H146V257H144ZM149 258V257H148ZM5 259V258H4ZM96 259H98V260H100L99 258H96ZM179 259V258H178ZM212 259V258H211ZM8 260H10V259H8ZM13 260V259H12ZM97 260V261H98ZM4 261V260H3ZM7 260L5 259V262H6ZM97 261L95 262V261H93V259L92 260H90V262H91V264H97ZM102 261V260H101ZM103 261H104V259H103ZM112 261V260H111ZM131 261H133V259L131 260ZM135 261V260H134ZM143 261V260H142ZM146 261V260H145ZM213 261H215V260H212V263H214ZM218 261V260H217ZM39 262H35V263H39ZM104 262V263H105ZM130 262V261H129ZM138 262V261H137ZM219 262V261H218ZM4 263V262H3ZM2 262H0V264H3ZM61 263V262H60ZM59 263V264H60ZM65 263V262H64ZM109 263V262H108ZM111 263V262H110ZM123 263V262H122ZM126 263V262H125ZM157 263H162V260L161 261H159V262H157ZM211 263V264H212ZM216 263V262H215ZM214 263V264H215ZM5 264H7V262L5 263ZM114 264V263H113ZM208 264V263H207ZM219 264H221V263H219Z\"/></svg>","mask_w":264,"mask_h":264}]
</instances>
